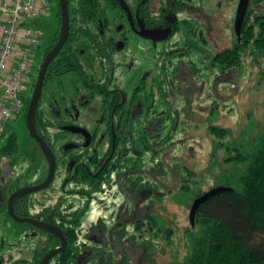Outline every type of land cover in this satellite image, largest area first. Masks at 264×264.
<instances>
[{"label": "flooded vegetation", "instance_id": "obj_1", "mask_svg": "<svg viewBox=\"0 0 264 264\" xmlns=\"http://www.w3.org/2000/svg\"><path fill=\"white\" fill-rule=\"evenodd\" d=\"M240 2L241 0H236L233 4L234 16L230 24L232 36L229 40L226 36L222 37V0L215 3L212 0H118V4L108 8L107 15L111 22L116 21L113 20L115 16L122 20L117 31L114 27H109L111 31L105 34L113 41H109L112 45L107 47L110 58L103 62L100 60V53L93 50L95 59L99 62L95 61V70L91 71L92 81L87 86L83 83L85 80L82 76L76 78L82 82L75 88V97H71L68 105L60 103L62 109L63 106L70 105L67 111L60 110L64 122L48 126L52 144L43 137L57 158L55 179L59 172L64 178L58 187L53 188L52 183L43 190L47 192L42 197L35 196L32 199L39 202L30 209V216H21L58 227L64 237L31 224L34 226L32 234L25 239L15 240L10 251L8 246L4 253L2 249L5 250V247L0 245V252H3L0 254V264L13 259L15 255L18 257V264H40L52 250L64 246V239L65 250L56 253L45 264H138L132 257L131 245L145 252L139 264H145L146 261L151 264L147 259L148 251H151L148 239L152 238L153 231L151 216L161 218L165 214L159 211L162 207L145 211L140 204H135L131 209L127 202L131 200V195L141 199L152 194L153 190L146 193L152 186L159 191L162 177L167 176L170 169L173 171L174 165H169V160L167 157L164 159L162 154L173 149L176 143L174 132L178 128V121H181L177 111L161 106L164 91L160 78L164 71L151 69L147 72V67L151 63L160 64L171 59L177 67L186 65L193 72L205 69L203 78L209 75L222 77L221 67L226 58L235 51L238 53L243 47L253 46L257 40L259 2L248 1L238 34L236 18ZM218 34L220 37H217ZM124 52L132 57L124 59ZM246 57L255 61L253 55L248 54ZM138 59L143 64L136 66L134 62ZM125 65L136 67L128 72L122 68ZM138 70L140 75L135 76ZM153 72L157 79H153L148 88L147 81ZM68 84L66 82L65 87ZM57 88L56 84L45 86L44 82L41 94L42 108L52 120L55 119L51 110L52 99L61 90ZM101 89L105 90L104 94L99 93ZM105 95L111 97L107 102L104 101ZM145 100H152L153 104L158 105L161 117L167 120L165 133L161 131L158 135L163 138L170 132L167 147L151 151L148 159L144 150L145 140L141 139V148L138 149L130 130L131 118L144 111ZM54 133L65 138L57 139L56 143L52 137ZM141 137L144 138V135ZM60 146H65V150L77 151L75 159L67 162L65 157L58 161L54 148L58 149ZM137 157L139 160H136ZM163 165L165 171L162 170ZM153 167L156 171H152ZM49 170L43 180L31 185L44 182ZM87 175L93 179L94 186L76 187V178H85ZM89 194L92 201L84 209L88 200L85 195ZM173 194L175 193L172 192L171 195ZM47 201L49 204L44 205ZM94 202L103 206L106 211L93 221L90 232L86 233V214ZM156 234L157 232L153 233V236ZM155 238L161 241L160 237Z\"/></svg>", "mask_w": 264, "mask_h": 264}, {"label": "trees", "instance_id": "obj_2", "mask_svg": "<svg viewBox=\"0 0 264 264\" xmlns=\"http://www.w3.org/2000/svg\"><path fill=\"white\" fill-rule=\"evenodd\" d=\"M56 1L59 24L52 41L50 43L43 41L38 50L35 59V69L38 71L35 74L36 77L45 57L60 38L61 0ZM258 2L259 5H264V0H258ZM114 4H118V0H69L70 35L63 49L50 64L45 79V86L56 84L57 89H61L60 93L57 91L52 99L51 110L55 119L52 120L46 110L42 108V97L36 114L37 130L50 144L52 143L48 126L64 122L63 114L60 113L62 109L60 103L68 105L71 97L73 95L75 97V88L79 87L82 82L76 78L82 76L85 80L83 83L87 86L92 81L90 75L93 73L91 71L95 70V61L99 62L95 59L93 50L100 53V60L103 62L110 58L107 47L111 46L113 41L111 37L109 40L105 34L111 31L109 27H114L117 31L122 21L119 16H115L113 20L116 21L111 22L107 15L108 8ZM31 25L40 27L37 20L31 22ZM113 35L111 36L113 37ZM248 42L250 44V41ZM251 49L252 51H250ZM248 54L249 56L253 55L255 61L264 57L263 9H260L256 42L253 46L248 45L241 48L238 53L235 51L233 55L228 56L225 64L221 67L222 74L239 68ZM66 82H69L67 87H65ZM35 85L36 83H34L33 89ZM68 87L71 88L65 89ZM33 89L24 94L26 118ZM104 92V89L99 90V93L104 94ZM109 99L111 97L105 95L104 101L107 102ZM69 106H63L62 112L67 111ZM105 116L108 118L107 114ZM131 124L130 130L138 149L141 148V139L145 140L144 150L147 159L151 151L163 150L167 147L170 132L163 138L158 135L161 131L163 134L165 133L167 120L163 116L161 117L158 105L153 104L152 100H145L144 111L136 113L131 118ZM9 128L10 126L7 131ZM209 129L215 137L214 146L218 151L225 146L223 140L231 135V129L214 124H211ZM142 134L144 138L141 137ZM248 135V132L243 133L241 139H232L228 143L227 149L230 154L224 157L223 162L225 165L231 166L232 169H222L220 174L215 175L211 187L212 189L226 186L233 190L219 193L201 205L196 214L195 224L192 225L190 222V225L185 228L181 241L175 245V250H172L169 260H165L168 255L167 246L174 244L173 237L177 235L176 231H179V228L174 226V221L171 218H166L164 215L161 218L151 216L153 231H151L152 238L148 239L151 251H148L147 255L151 264H264V126L255 137L251 138ZM65 149V146L54 148L58 161L65 157L68 159L67 162L74 160L78 152L73 149ZM22 158L18 135L15 132H10L0 146V219H12L8 213V199L15 191L24 186L21 184L23 174L20 175L18 172ZM152 169V171H156L154 167ZM162 170L165 171L164 165ZM188 174L191 179L193 178L191 183L182 185L178 193L171 196L182 205H192L198 197L206 192L202 190L203 179H197V174L194 171L189 170ZM92 180L89 175L81 179L77 177L75 186H94ZM137 182H139L138 179ZM85 196L88 200L85 202L84 209L92 201L91 194ZM38 202L32 200L30 194L25 195L15 202L14 209L19 216H30V209ZM156 232V236L165 243L157 244L156 236H153V233ZM156 251L159 252L157 257ZM182 252L183 256H181Z\"/></svg>", "mask_w": 264, "mask_h": 264}, {"label": "rangeland", "instance_id": "obj_3", "mask_svg": "<svg viewBox=\"0 0 264 264\" xmlns=\"http://www.w3.org/2000/svg\"><path fill=\"white\" fill-rule=\"evenodd\" d=\"M217 1L212 0L213 3ZM235 1L222 0V9L224 10L222 37L226 36L228 40L232 36V25L230 24L234 16L233 4ZM259 9L264 10V5H260ZM37 21L46 33L44 42L50 43L59 24L56 0H54L52 12L47 17L39 18ZM217 37H220L219 34ZM130 56L131 54L127 52L122 53L124 59ZM134 63L136 66L143 64L139 59ZM35 66L27 92L33 89V85L38 79V76L35 75L38 72ZM134 67L133 65L122 66L123 70L128 72ZM151 69L164 71L163 77L160 78L164 91L161 106L167 110L169 108L171 111H177L181 121H178L176 125L178 128L174 132L176 143L173 149L162 154L164 159L167 157L169 160V165H174V169L172 171L169 168V174L162 177V187L159 188V191L155 189V186H152L146 190V193L153 190L152 194L149 193L141 199L131 195V200L127 203L131 209L135 207V204H140L141 209H145V211L162 207V210L159 211L171 218L174 221V226H178L179 231L177 230V235L173 237L174 246H167L168 255L165 260H169L172 250H175V245L181 241L183 231L190 225L189 214L191 209V204L182 205L172 199L171 193H178L182 185L191 183L193 178L191 179L190 173L188 174L189 170L197 174V179H203L202 190H210L215 175L220 174L222 169H232L231 166L225 165L223 162L224 157L230 154L227 149L228 143L232 139H241L243 133L246 132L249 133V137L253 138L264 126V57H260L258 61H252L250 57H246L239 68L222 74V77L209 75L203 78V74L206 73L205 69L202 68L193 72L186 65L177 67V64L171 59L160 62V64L151 63L147 67V72ZM138 71L135 76L140 75V71ZM153 79H157L155 72L149 75L148 88H150ZM211 124L231 129V135L223 140L225 146L218 151L214 146L215 137L209 129ZM10 132H15L18 135L23 157L18 172L20 175L23 174L21 183L24 185L23 187L43 180L48 174V161L37 142L29 134L25 112L17 121L12 122L6 134L0 137V146ZM52 137L56 143L65 138L59 133H54ZM62 175L61 172L58 173L52 184L53 188L61 184L64 178ZM44 192L42 190L32 193V199L35 196L42 197ZM47 204H49L48 201L44 205ZM105 211L103 206L96 205L95 202L91 204L84 222L86 233L90 232L93 221L104 215ZM33 230L34 226L29 223H18L10 218L6 220L1 218L0 245L3 244L5 247V250L2 249V251L5 253L8 246H10V251L15 240L25 239L32 234ZM163 243L165 242L157 241L159 245ZM131 248L134 261L138 264L141 263L144 250H138L132 245ZM158 253L157 251V255H159ZM181 256H183V252ZM17 260L18 257L15 255L13 259L7 260L4 264H18ZM144 263L148 264V261Z\"/></svg>", "mask_w": 264, "mask_h": 264}, {"label": "built area", "instance_id": "obj_4", "mask_svg": "<svg viewBox=\"0 0 264 264\" xmlns=\"http://www.w3.org/2000/svg\"><path fill=\"white\" fill-rule=\"evenodd\" d=\"M53 7L54 0H0V137L25 112L24 94L45 36L31 22Z\"/></svg>", "mask_w": 264, "mask_h": 264}, {"label": "water", "instance_id": "obj_5", "mask_svg": "<svg viewBox=\"0 0 264 264\" xmlns=\"http://www.w3.org/2000/svg\"><path fill=\"white\" fill-rule=\"evenodd\" d=\"M248 1L249 0H241L240 2V6L238 9L237 18H236V30L238 34H240V28H241V24L244 18L246 8L248 6ZM60 5H61V11H62V24H61L60 38L57 44L55 45V47L47 54V56L45 57L42 63L39 76H38V80L35 86V90L32 95V99H31L29 109L27 112V118H26V124H27V128H28L30 136L39 144L43 154L45 155L49 163V166H50L49 175L47 179L40 184L25 186L15 191L8 199V213L11 216V218L18 223L34 224L36 226L46 229L63 238L64 234L60 228L44 223V222H41V221H38L31 217H21L16 213L14 209V204L18 199H20L21 197H24L25 195L36 193V192H39L41 190L48 188L53 183L55 176H56L57 158L51 146L40 135V133L37 130L36 114H37V108H38L39 100L42 94L43 85L45 82V77H46L48 68L50 64L52 63V61L55 59V57L59 54V52L64 47L65 43L68 40L69 34H70L71 25H70L69 0H61ZM232 190L233 188L231 187L219 186V187H215L209 190L208 192L198 197L194 201L192 208H191V212H190V219H191L192 224L194 225L195 223V217L201 205H203L205 202H207L209 199H211L212 197L216 196L219 193L232 191ZM65 245H66V241L64 239V246L62 248L52 250L42 260L40 264H45L56 253L65 250Z\"/></svg>", "mask_w": 264, "mask_h": 264}, {"label": "crops", "instance_id": "obj_6", "mask_svg": "<svg viewBox=\"0 0 264 264\" xmlns=\"http://www.w3.org/2000/svg\"><path fill=\"white\" fill-rule=\"evenodd\" d=\"M0 34H1V27H0Z\"/></svg>", "mask_w": 264, "mask_h": 264}]
</instances>
